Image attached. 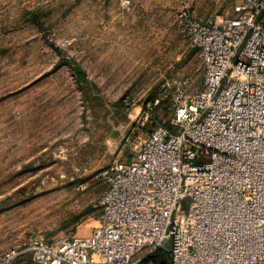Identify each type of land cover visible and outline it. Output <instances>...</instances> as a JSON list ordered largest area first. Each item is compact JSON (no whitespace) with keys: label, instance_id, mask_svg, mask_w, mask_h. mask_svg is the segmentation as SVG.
I'll list each match as a JSON object with an SVG mask.
<instances>
[{"label":"rangeland","instance_id":"rangeland-1","mask_svg":"<svg viewBox=\"0 0 264 264\" xmlns=\"http://www.w3.org/2000/svg\"><path fill=\"white\" fill-rule=\"evenodd\" d=\"M132 3L0 0V264H33L8 255L35 238L90 234L107 189L99 172L169 122L178 89L202 88L203 63L182 11L206 21L234 7ZM154 96L169 114L159 108L147 119L144 103Z\"/></svg>","mask_w":264,"mask_h":264},{"label":"built area","instance_id":"built-area-1","mask_svg":"<svg viewBox=\"0 0 264 264\" xmlns=\"http://www.w3.org/2000/svg\"><path fill=\"white\" fill-rule=\"evenodd\" d=\"M181 19L203 63L202 88L178 89L168 124L99 172L107 189L89 235L35 238L10 259L264 264V0H234L232 16L206 21L187 8ZM160 102L144 103L147 119ZM164 249L165 262L150 259Z\"/></svg>","mask_w":264,"mask_h":264},{"label":"trees","instance_id":"trees-1","mask_svg":"<svg viewBox=\"0 0 264 264\" xmlns=\"http://www.w3.org/2000/svg\"><path fill=\"white\" fill-rule=\"evenodd\" d=\"M81 75V74H80ZM81 79H83V77H81ZM157 99L156 96L152 97L150 100H147L146 102H155V100ZM162 101V100H161ZM166 101H162L160 102V104L156 107H154V110H158L159 108H163L165 109L166 112H168L169 114V109L166 105ZM168 124V123H167ZM133 156V155H132ZM131 156V157H132ZM107 186V185H106ZM96 210H98V215L100 216L102 214V209L99 207ZM95 210V212H96ZM168 249H164V250H160L159 252L156 253V255H154L152 258H150L151 260H154L156 262H165L167 260L168 257ZM30 257V256H29ZM31 259V258H30ZM33 263V262H32ZM34 264V263H33Z\"/></svg>","mask_w":264,"mask_h":264}]
</instances>
